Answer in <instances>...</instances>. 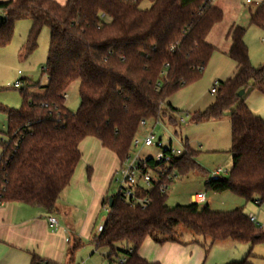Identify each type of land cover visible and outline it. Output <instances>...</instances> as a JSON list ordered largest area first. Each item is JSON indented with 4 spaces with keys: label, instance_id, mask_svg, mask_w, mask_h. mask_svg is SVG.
<instances>
[{
    "label": "trees",
    "instance_id": "1",
    "mask_svg": "<svg viewBox=\"0 0 264 264\" xmlns=\"http://www.w3.org/2000/svg\"><path fill=\"white\" fill-rule=\"evenodd\" d=\"M143 2L150 7L140 9ZM212 2H0V48L10 43L18 21L31 23L26 55L35 49L41 29H49L42 69L47 79L43 96L24 94L21 88L20 109H1L8 129L5 138H0V204L18 203L54 214L81 159L79 145L84 139H96L121 165L131 153L133 138L141 132V121L155 123L167 112L177 113L166 106L167 99L197 82L215 51L206 39L221 23L222 12ZM250 24L264 27V0L251 15ZM244 34L239 27L227 33L231 41L228 57L236 68L234 77L218 82L213 103L189 117L194 124L225 118L230 123V172L227 178L206 182V189L255 203L264 200V120L247 108L244 98L251 91L264 95V66H251ZM73 82L79 83V107L74 113L65 105V92ZM241 90L244 94L238 98ZM168 121L175 124L171 117ZM183 150L182 156L174 158L179 178L203 174L195 161L197 152L187 143ZM143 194L150 199L144 209L129 206L117 195L110 197V206L109 198L103 199L107 218L91 243L96 250H108V264H118L119 252L123 264H159L138 256L141 245L147 238L159 246L185 245L180 240L181 230L209 239L211 244H264V229L250 222L241 209L216 212L195 203L169 208L167 192L162 193L158 186ZM117 244L127 249L118 251ZM79 248L80 241L74 239L67 250L69 261ZM247 258L231 264H248ZM30 264L52 263L32 255Z\"/></svg>",
    "mask_w": 264,
    "mask_h": 264
},
{
    "label": "rangeland",
    "instance_id": "2",
    "mask_svg": "<svg viewBox=\"0 0 264 264\" xmlns=\"http://www.w3.org/2000/svg\"><path fill=\"white\" fill-rule=\"evenodd\" d=\"M253 4H246V0H213V7L222 12V21L216 24L206 42L215 48L210 57L200 79L179 90L166 101V106H171L177 113H166L160 119V123H151L139 136H144L146 131H152L156 139H161L165 146L171 145L173 149L183 150L184 143L189 148L197 152L196 162L203 170V174H189L176 180L167 190L166 205L169 208L175 206H185L191 203V197L198 193L204 194L206 202L200 206H209L212 211L228 212L234 209H241L248 218L253 217L256 224L264 229V206L255 203H245L239 197L231 193L214 194L208 191L205 183L212 178V172L221 169L220 178H227L231 168V143H230V123L228 119L220 121H208L198 124L190 122L189 115L195 112H202L214 101V95H210V90L216 82H225L232 75L234 63L228 57L231 48V41L227 37L228 31L232 27H239L245 30L243 42L247 48L249 61L252 67L264 66V27H257L250 24L251 15L255 13L257 7L255 2L261 0H250ZM150 4L143 2L140 9H148ZM31 23L28 20L18 21L15 24L13 36L10 43L0 48V138L4 139L7 133V120L1 109H20L22 105V94L20 89H14L13 85L20 81L23 93L42 97L44 87L47 84L46 77L42 74L44 68L49 42V29L43 27L37 37L35 49L26 55L24 48L29 35ZM23 80V81H22ZM78 82H73L66 90V108L74 113L79 107ZM244 103L250 105L253 111L262 113L264 119V95L251 91L244 98ZM167 109V107H166ZM255 113V112H254ZM168 117H171L175 124H170ZM181 120H183L181 122ZM100 148L99 142L94 138L84 140L81 145L82 158L80 159L75 172L81 168L86 173L87 167L91 169L90 178L95 188L100 190L101 199L110 198L117 195L119 185V168L110 176L107 172L109 163L107 159L101 157L93 149V144ZM155 148H138L132 151V156L140 153L141 156H154ZM3 148L0 145V156ZM89 162L91 166H86ZM115 164V163H113ZM74 172V174H75ZM86 176V175H85ZM80 192L83 188L79 187ZM101 202L97 203L96 221L92 227L83 225L86 216V207L82 204L76 205L70 219L67 218V225L71 227L75 235L81 238L83 246L79 248L66 264H108L105 256L108 254L106 248L96 250L91 243L92 237L98 233L97 227L103 225L107 218L106 206L101 207ZM77 206L79 208H77ZM71 216V215H70ZM181 241L198 240L202 248V258L200 264H231L240 263L247 258L248 264H264V244L251 246L247 243H236L233 241L217 242L211 244L209 239L196 237L190 232L181 230ZM89 235V236H88ZM90 237V238H89ZM123 246V247H122ZM118 251L125 250L124 245L117 244ZM119 252L118 259L122 258Z\"/></svg>",
    "mask_w": 264,
    "mask_h": 264
},
{
    "label": "crops",
    "instance_id": "3",
    "mask_svg": "<svg viewBox=\"0 0 264 264\" xmlns=\"http://www.w3.org/2000/svg\"><path fill=\"white\" fill-rule=\"evenodd\" d=\"M4 1L8 0H0V2ZM53 1L62 3V0ZM235 73L236 68L234 66L232 75L226 80L232 79ZM246 106L249 110H252L250 105ZM252 113L254 115L257 113L260 117L262 116V113L259 111H253ZM81 143L79 145L80 152L84 149V145L82 146ZM93 145L95 147L93 150L101 157L107 159L110 167L107 172L111 176L115 168L119 165L118 160L112 153L103 149L101 146L98 148L97 143ZM89 165L91 166L87 162L86 166ZM213 172L210 180L219 177V175L214 176ZM90 174L91 169L89 167H87L86 173H83L81 168L77 173L75 172L69 186L60 195L56 212L52 215H47L37 208L18 203L0 204V264H30L32 255L52 264H66L68 260L67 250L74 239L79 240L81 247L83 246L81 238L75 235L74 231L66 223L68 214L71 219L76 205L79 206V204H82L81 208L86 207V216L83 225L87 229L95 224L97 218L96 211L98 210L97 203L101 202L100 206L102 207L103 199H101V191L99 189L97 190L92 184ZM225 174L227 173L225 172ZM79 187L83 188L81 192L78 190ZM210 205L211 203L207 204L208 207ZM78 206L77 208H79ZM209 209L212 210L210 207ZM49 216L56 218L58 222V229L56 231L49 230L47 222ZM100 226L102 225H99L97 228ZM66 240L69 241L67 242ZM186 243L185 245L168 243L159 246L147 238L137 254L140 258L151 263L200 264L203 247L198 240L194 243L190 241H186Z\"/></svg>",
    "mask_w": 264,
    "mask_h": 264
},
{
    "label": "built area",
    "instance_id": "4",
    "mask_svg": "<svg viewBox=\"0 0 264 264\" xmlns=\"http://www.w3.org/2000/svg\"><path fill=\"white\" fill-rule=\"evenodd\" d=\"M246 4H253L250 0H246ZM261 1L255 2L254 6L259 7ZM22 83L20 81L13 85L14 89H21ZM218 90V83H214L210 95H215ZM183 120H181L182 122ZM157 121L153 124H158ZM151 123L148 121H141L139 123L140 130H144ZM155 148L156 154L154 156H141L138 153L132 156V151L138 148ZM184 150L173 149L171 145L165 146L161 139H156L152 131H146L145 135H136L131 143V153L124 159L119 168V189L117 196L120 201L127 203L129 206L146 208L150 199L146 196L148 191L158 186L162 193L167 192L170 185L179 179L177 169L174 167V158L182 156ZM221 169L213 172L214 176L220 175ZM205 202L204 194H196L192 197V203L202 205ZM258 206H264V200H257L255 202ZM250 222L256 224L254 218H249ZM48 227L51 231L58 229V222L56 218L49 216L47 218ZM257 225V224H256ZM101 231V226L97 230ZM68 242V240H66ZM124 259L118 260V264H123Z\"/></svg>",
    "mask_w": 264,
    "mask_h": 264
},
{
    "label": "water",
    "instance_id": "5",
    "mask_svg": "<svg viewBox=\"0 0 264 264\" xmlns=\"http://www.w3.org/2000/svg\"><path fill=\"white\" fill-rule=\"evenodd\" d=\"M0 19H1V17H0ZM243 94H244V91L241 90L240 92H238L237 97L241 98L243 96ZM212 180H215V179H212ZM111 202H112V199L109 198V206L111 205Z\"/></svg>",
    "mask_w": 264,
    "mask_h": 264
}]
</instances>
